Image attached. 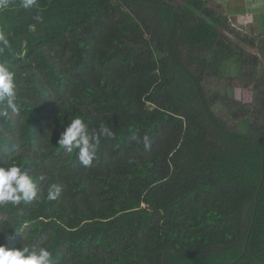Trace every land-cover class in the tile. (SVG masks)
<instances>
[{
	"label": "trees",
	"instance_id": "1",
	"mask_svg": "<svg viewBox=\"0 0 264 264\" xmlns=\"http://www.w3.org/2000/svg\"><path fill=\"white\" fill-rule=\"evenodd\" d=\"M22 3L0 7L20 104L0 120V167L23 164L43 196L23 216L0 207V245L39 242L56 264H264V74L254 105L234 103L249 132L231 129L202 86L205 70L245 68L219 4ZM77 116L114 133L87 168L57 144Z\"/></svg>",
	"mask_w": 264,
	"mask_h": 264
},
{
	"label": "clouds",
	"instance_id": "2",
	"mask_svg": "<svg viewBox=\"0 0 264 264\" xmlns=\"http://www.w3.org/2000/svg\"><path fill=\"white\" fill-rule=\"evenodd\" d=\"M34 3L35 0H23L22 6L31 8ZM5 6L6 0H0V7ZM0 41L7 46L8 41L2 33H0ZM19 112L16 73L7 63H0V120H11L14 116H18ZM113 136L114 133L109 127H101L98 131L91 130L88 123L77 116L60 133L57 144L64 153L72 154L76 151L79 163L87 168L92 166L98 155L101 137ZM132 139L138 143L142 142L146 149L150 147L148 135H144L142 141L135 135ZM23 169L24 165L15 161L6 167H0V207L10 205L18 209L20 216H23V205L39 202L43 196L37 186V179ZM61 191V184L51 183L47 189V199L56 200ZM23 227L27 230L28 224L25 223ZM0 264H56V259L48 246L39 242L22 243L21 246L13 248L0 245Z\"/></svg>",
	"mask_w": 264,
	"mask_h": 264
},
{
	"label": "rangeland",
	"instance_id": "3",
	"mask_svg": "<svg viewBox=\"0 0 264 264\" xmlns=\"http://www.w3.org/2000/svg\"><path fill=\"white\" fill-rule=\"evenodd\" d=\"M213 1L214 6L218 7L219 4L218 9L223 13L227 41L244 51L248 57L244 56L243 73L235 60L227 65V74L212 75L209 72L211 69L205 70L202 86L217 116L231 129L247 133L249 128L245 125V118L234 117L237 112L234 103L238 101L247 106L255 104L258 90L254 76L264 74V54L261 48L264 39V3L260 0L259 4H263L255 8L251 3L256 0Z\"/></svg>",
	"mask_w": 264,
	"mask_h": 264
},
{
	"label": "crops",
	"instance_id": "4",
	"mask_svg": "<svg viewBox=\"0 0 264 264\" xmlns=\"http://www.w3.org/2000/svg\"><path fill=\"white\" fill-rule=\"evenodd\" d=\"M250 1H251V0H250ZM259 1H260V0H256V2H253V1H252V3H251V4H252V6H253V7L255 6V8H256L258 5H260V4H263V3H264V0H262V2H263V3H260V4H259ZM258 8H259V7H258ZM258 10H260V9H258ZM262 11H264V9H262Z\"/></svg>",
	"mask_w": 264,
	"mask_h": 264
}]
</instances>
